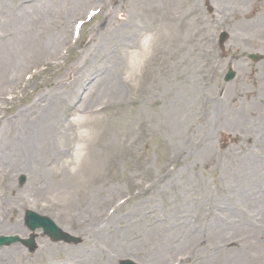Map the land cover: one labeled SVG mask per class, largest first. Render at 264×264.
I'll use <instances>...</instances> for the list:
<instances>
[{"label": "rangeland", "instance_id": "rangeland-1", "mask_svg": "<svg viewBox=\"0 0 264 264\" xmlns=\"http://www.w3.org/2000/svg\"><path fill=\"white\" fill-rule=\"evenodd\" d=\"M208 1L213 12L209 14L206 11L203 6L205 0H196L193 13L194 16L198 13L200 18L204 16L206 23L199 20L194 25H189L178 38L158 44L151 50L152 55L148 53L150 65L146 64L137 82L142 90L145 88L144 95L155 89H158V93L154 109L147 110L150 107L145 103L143 121L129 122L131 110L125 117L119 115V110H111L113 112L107 117L106 125L99 134L91 127L82 129L87 147L91 146L96 157L100 156L104 161L99 163L93 176L87 181L91 186L89 189H84L82 185L77 192L70 191L63 194L62 198L51 194L49 200H40L39 194L33 191L32 176L35 177V170L26 171L22 166L14 167L8 172L6 181L10 185V192L6 203L16 204L19 201L20 208L17 207L13 212L14 216H18L19 222L23 218V211L30 209L49 216L62 230L77 236L82 242L76 245L53 242L38 230L34 252H29L21 244L1 247L0 250L19 249L21 253L15 252L12 255L21 264H48L49 260L55 262L67 257V252L73 254L74 249H82L88 240L93 239L82 234V224H77L78 221L85 222L88 229L93 223L90 218L99 222L104 217L110 220V227L118 229L121 238L129 242L128 238L136 235L150 237L148 220L152 217H164L162 221L167 225L164 235L170 233L167 237L172 244L168 254L164 251L158 261L152 255L165 246L162 244L164 235H160L159 238L155 236V240H148L145 243L148 246L140 245L137 252L125 248V252L113 264H118L123 259L137 264H176L179 258L181 264H187L184 261L187 250H190V254L195 251L198 255V263L194 264H201L199 262L203 258L207 260L211 254L212 258L217 257L215 264H264V113L261 115L264 107V60L253 63L243 57L248 53L264 55V29L254 26L255 29L250 32L241 22L243 17L248 18L259 7H264V1L257 0L254 11L245 6L246 0ZM109 3V0H45L38 6L36 13L35 9L27 11L26 21H16L15 26L10 28L15 38L17 30H21L20 34L23 36L29 35V43L25 42L20 49L22 68L10 87H3L0 82V93H6L8 99L13 95L15 103L19 102L17 109H22L27 104L31 91L34 92L33 95L39 90L44 96L53 93V85L46 84L48 76H42L40 71L43 66L40 65L42 61L61 56L56 60L60 65L71 55V50L64 54L68 29L70 27L71 31L75 20H84L89 8L100 9L97 5H102L104 11L96 10L98 14L83 26L78 42H74L71 37L74 51L70 58L74 61L75 53H78L76 56L85 57L89 50L99 45L105 50L114 48L115 32L121 29L116 20L120 15L115 18L107 17L105 10ZM2 5L7 10L13 9L17 20L21 18L23 8L16 9L15 0H4ZM33 5L35 4L31 3ZM117 6L119 5L114 4V8L117 9ZM230 6L238 8L236 16ZM261 20L264 22V16ZM222 29L228 31L229 39L220 55L216 50V36ZM242 34L246 35L243 40L239 38ZM251 38L253 42H249ZM143 40L146 43L149 36H145ZM53 41L56 45L54 50L50 53L44 51L43 45L47 42L51 45ZM80 42L82 43L76 47ZM3 61L2 59L0 64ZM194 61L205 69L207 66L213 68L211 80L214 89L233 94L240 86L246 85L255 90L256 106H253L255 110H251L254 114L245 115L242 110L218 97H214L215 100L211 97L205 109L198 110L196 98L199 90H189L187 84ZM30 64L40 66L36 68L38 71L34 76L40 73L41 79L32 82L25 95L24 89L21 90L23 86L18 87L17 82ZM229 66L236 72V78L232 82H223V74ZM136 70L139 72L140 68L137 67ZM120 80L121 88L129 94V85L124 81L123 75ZM168 102L171 106L169 109L174 112L173 117L167 114L165 107ZM217 105L220 107H216ZM235 109L244 114L245 120L236 118ZM13 110H16L15 107ZM170 119L174 124L169 126ZM253 120L254 124H250ZM251 130L255 140L250 148L241 149L238 148L239 144L236 146L231 142L234 132L245 133ZM112 164H116L114 168L111 167ZM0 165L2 166L1 163ZM3 170L4 167H0V172ZM20 175L25 176L23 184H18ZM151 180L154 182L151 189L136 190L141 183ZM87 190L90 191L83 193ZM88 194L93 195L91 202ZM116 207L118 208L113 213ZM235 209L242 213L235 212ZM209 210L218 213L217 223L222 228V237L211 239L201 235L203 241H199L197 236L204 232L209 220L203 221L200 216H205ZM237 214L242 218L236 220ZM176 218L180 221L175 223ZM241 223H246L248 229ZM188 229L191 230L190 235H186L189 234ZM28 233L23 223L13 229L7 220L0 224V235L26 238ZM177 234L178 239L173 241L172 237L177 238ZM235 240L237 243L234 246L230 244ZM203 252H206L205 257ZM227 256L231 257L226 258ZM4 260L0 256V264H9ZM110 261L112 260L106 264H111ZM84 262L85 260L82 261L83 264Z\"/></svg>", "mask_w": 264, "mask_h": 264}, {"label": "bare ground", "instance_id": "bare-ground-1", "mask_svg": "<svg viewBox=\"0 0 264 264\" xmlns=\"http://www.w3.org/2000/svg\"><path fill=\"white\" fill-rule=\"evenodd\" d=\"M15 1L16 9L23 8L22 16L18 20L14 10H7L3 5L1 6V4H4V0H0V62L2 59L4 60L0 64V82L3 87H10L13 84L17 73L22 68L20 49L23 48L25 42L26 44L29 43V35L23 36L20 34L21 30H17L15 38L13 30L10 28L15 26L16 21H26L27 15L25 13L33 9L36 13L38 6L45 0ZM119 1L117 9L111 8L106 12L109 18L120 15L116 20L121 25V29L119 28L115 32L116 43L114 48L105 50L104 47L99 45L89 50L85 57L76 56L78 53H75L74 61L71 59L59 67L51 59L43 61L45 65L43 71L48 76L45 82L53 85V93L44 96L39 90L37 94L29 95L27 104L22 109L12 111V107L9 105L16 103L6 99L4 94L0 93V163L4 167V170L0 172V177L9 174L8 172L14 167L20 168L23 166L26 171L35 170L36 175L35 177L32 176L34 179L33 191L37 195L39 194L40 200H49L51 194H56L57 197L62 198L63 194L70 191L77 192L82 185L84 189L91 187L87 184V181L93 176L99 163L104 161L102 157H96L91 146L87 147L86 136L82 129L91 127L94 132L99 134L106 125L107 117L114 110H119L121 117L127 116L131 110L129 122L141 123L145 103L150 107L147 110L154 109L153 105L157 101L158 93V89H155L150 94L144 95L145 88L142 90L137 82V78L146 64L150 65L148 63V53L151 54V50L158 44H165L178 38L189 25L192 26L199 20L202 22L198 14L193 15L196 0ZM31 3L35 5L31 6ZM263 16L264 7L261 6L250 17H243L241 22L250 32L255 29L254 26L264 29V22L261 20ZM145 36H149L146 43L143 40ZM239 38L243 40L246 35L242 34ZM252 40L253 38L249 42H253ZM54 43L53 41L50 45L47 42L46 45H43L44 51L52 52L56 46ZM89 58L91 59L90 62L88 61ZM140 64H142L141 67ZM201 66V64L194 61L192 70H189L191 77L187 78L188 89L199 90L196 98V108L198 110H204L211 97L214 100L216 99L214 97H218L219 100L225 99L231 106L242 110L245 115L254 114L251 110H255L253 106H256L255 90L244 85L243 87L240 86L233 94L220 92L216 88L214 89L211 76L206 73L205 67ZM137 67L140 68L139 72L136 70ZM128 70H131V73H128ZM122 75L124 81L129 85V94L120 86ZM196 76L198 77L194 78ZM28 85V83H25V88ZM169 103L165 108L168 110L167 114L173 117L174 112L169 109L171 107ZM238 109H235L236 118L245 120L244 114L240 113ZM262 113H264V107L261 115ZM255 116L257 117L258 114ZM254 122V120L250 121V124H254ZM172 124L174 123L170 119L169 126ZM169 126L167 128L168 133L170 131ZM231 140H234L231 141L234 145H240L238 148L248 149L254 143L255 137L252 130L245 133L238 131L234 132ZM104 147H106V143ZM79 150H81V153H78ZM40 160L41 163L39 164ZM114 165L116 164H112V166ZM2 166L0 165L1 168ZM145 185L141 183L138 188L142 190L150 185L154 186L153 183L148 184V186ZM1 186L0 224L7 220L12 229L17 228L21 222L18 221V216H14L12 212L19 206V201L16 204H3L8 183L2 182ZM89 195L87 197L91 202L93 195ZM133 198H136V196ZM228 198L231 199L230 196ZM234 211L242 213L238 209ZM77 217H79V214ZM200 218L203 221L208 218L209 220L207 226L203 229L204 232L199 233L197 236L199 241H203L201 235H203V238L210 237L211 239L222 237V234H220L222 228L217 223L219 221L217 211L209 210L205 216L202 215ZM237 218L240 219L242 216L237 214L236 220ZM90 219L93 220V223L88 229L84 225L85 222L78 221L77 224H82L80 231L83 235L93 237V239L88 240L86 246L82 249H74L73 254L67 252V257L62 258L61 263L57 259L55 262L49 260L48 264H69L73 262V264H83V260H85L84 264H106L109 260H112L110 263L113 264L125 252V248L137 252L140 245L144 246L148 240H155V236L159 238L167 230V225L162 221L164 217L161 219L152 217L148 220V225L151 227L150 237L136 235L128 238L129 242H126L121 238L118 229L113 230L110 227V220L97 222V219L93 217ZM177 221H180V219L176 218L175 223ZM241 225L248 229L246 223H241ZM187 232L189 234L186 235H190L191 230ZM168 234L170 235V233ZM167 235L163 236L164 241L162 244H165V246L160 247L155 254L152 253L156 261L161 256L160 254L164 255V251L168 254L172 247V244L168 242ZM236 243V240L230 242L233 246ZM145 246H148V244H145ZM7 250H1L0 256L4 257V262L14 264L11 263L14 261L11 257L15 256L12 253H21V251L14 248ZM203 253L205 257L206 252ZM212 256V254L209 255L207 260L203 258L199 263L215 264L217 257L212 258ZM230 257L227 256L226 258ZM185 261L187 264L198 263V255L195 251L190 254V250H187Z\"/></svg>", "mask_w": 264, "mask_h": 264}, {"label": "water", "instance_id": "water-1", "mask_svg": "<svg viewBox=\"0 0 264 264\" xmlns=\"http://www.w3.org/2000/svg\"><path fill=\"white\" fill-rule=\"evenodd\" d=\"M38 225H40V224H38ZM41 225H44L46 227H49L45 222L44 223L42 222ZM26 243H30V241H27Z\"/></svg>", "mask_w": 264, "mask_h": 264}]
</instances>
